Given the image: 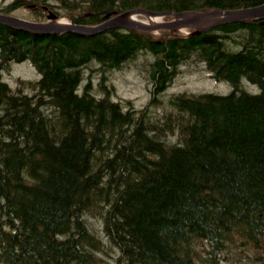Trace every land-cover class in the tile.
<instances>
[{"label":"trees","instance_id":"trees-1","mask_svg":"<svg viewBox=\"0 0 264 264\" xmlns=\"http://www.w3.org/2000/svg\"><path fill=\"white\" fill-rule=\"evenodd\" d=\"M262 3L10 0L0 11L92 25L132 8ZM160 32L0 23V264H264V18ZM26 60L37 77L12 88L2 71ZM185 65L231 89L165 94ZM124 68L147 81L142 105L117 99L109 74Z\"/></svg>","mask_w":264,"mask_h":264},{"label":"water","instance_id":"water-1","mask_svg":"<svg viewBox=\"0 0 264 264\" xmlns=\"http://www.w3.org/2000/svg\"><path fill=\"white\" fill-rule=\"evenodd\" d=\"M163 14L173 15V19L164 23H156L155 25L144 24L132 17V14H144L146 16L158 14L156 11H148L144 9H130L121 13L107 17L101 23L96 25H86L68 22H36L19 17L0 14V22L9 25L21 27L24 29L42 31V32H64L75 31L79 33H93L110 27H127L141 30H151L158 28H172L179 25H188L194 28L193 33H200L206 29L246 18H264V3L239 9L221 10H197L193 12H170L165 11ZM49 18H54V14H49Z\"/></svg>","mask_w":264,"mask_h":264},{"label":"rangeland","instance_id":"rangeland-1","mask_svg":"<svg viewBox=\"0 0 264 264\" xmlns=\"http://www.w3.org/2000/svg\"><path fill=\"white\" fill-rule=\"evenodd\" d=\"M10 0H0V4L8 3ZM15 16L28 17L27 9L20 8L15 9L11 12ZM136 18L144 23L149 20L144 15H137ZM161 19V21H160ZM70 21L66 16H62L55 20H48L45 22H58ZM166 21V18L159 17L158 22ZM183 26V25H179ZM177 26V27H179ZM175 27V28H177ZM166 29L168 33L175 34H186L189 26H183L175 30ZM183 28V29H182ZM152 30V29H151ZM161 29L154 30L153 33L160 34ZM182 30V31H181ZM4 79L12 86L17 85L18 80H35L37 72L28 61H22L18 63H12L8 71H4ZM3 76V75H2ZM109 80L115 87L117 99L125 100L131 99L134 104L142 105L148 98L149 92L147 90V81L134 69H120L111 71L109 74ZM230 85L224 81H215L211 79L208 74L205 73L201 68L196 69L194 66H182V72H180L175 78L173 83L170 84L165 94L169 92L187 91V92H216V93H227L229 92Z\"/></svg>","mask_w":264,"mask_h":264},{"label":"bare ground","instance_id":"bare-ground-1","mask_svg":"<svg viewBox=\"0 0 264 264\" xmlns=\"http://www.w3.org/2000/svg\"><path fill=\"white\" fill-rule=\"evenodd\" d=\"M163 12H165V11H163ZM158 14H154V15H150L149 17H148V22L146 23L147 25H151V26H153V25H155L156 23H157V20H158V18L159 17H163V18H166L167 17V15L168 14H163L162 12H157ZM178 13V12H177ZM174 17V16H173ZM169 20V18L167 19L166 18V21H162V23H164V22H167ZM62 21V20H61ZM63 22V21H62ZM183 29V28H182ZM139 30H141V29H139ZM145 31H151V30H145ZM182 31V30H181ZM88 226V225H87ZM87 226H86V230H88L87 229ZM88 233H89V231H88ZM94 233V232H93ZM97 235V234H96Z\"/></svg>","mask_w":264,"mask_h":264}]
</instances>
